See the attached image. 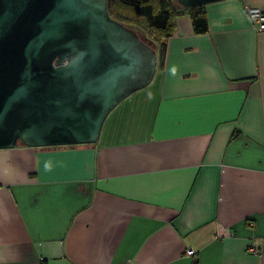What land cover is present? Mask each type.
<instances>
[{
	"label": "crops",
	"instance_id": "obj_1",
	"mask_svg": "<svg viewBox=\"0 0 264 264\" xmlns=\"http://www.w3.org/2000/svg\"><path fill=\"white\" fill-rule=\"evenodd\" d=\"M249 4L264 10L203 4L202 32L177 15L151 81L95 142L0 148V264H264V30Z\"/></svg>",
	"mask_w": 264,
	"mask_h": 264
},
{
	"label": "water",
	"instance_id": "obj_2",
	"mask_svg": "<svg viewBox=\"0 0 264 264\" xmlns=\"http://www.w3.org/2000/svg\"><path fill=\"white\" fill-rule=\"evenodd\" d=\"M156 67L155 48L109 15L108 0H0V148L95 142Z\"/></svg>",
	"mask_w": 264,
	"mask_h": 264
},
{
	"label": "trees",
	"instance_id": "obj_3",
	"mask_svg": "<svg viewBox=\"0 0 264 264\" xmlns=\"http://www.w3.org/2000/svg\"><path fill=\"white\" fill-rule=\"evenodd\" d=\"M108 13L135 30L158 55L163 51L165 38L174 32L177 15L188 13L196 32L207 27L203 4L183 7L176 0H108Z\"/></svg>",
	"mask_w": 264,
	"mask_h": 264
},
{
	"label": "built area",
	"instance_id": "obj_4",
	"mask_svg": "<svg viewBox=\"0 0 264 264\" xmlns=\"http://www.w3.org/2000/svg\"><path fill=\"white\" fill-rule=\"evenodd\" d=\"M245 10L249 18L253 23V27L257 30H264V10L257 5H245ZM249 251L256 253L258 251V247L254 244H251L247 248ZM194 249L187 248L185 253L187 255H192Z\"/></svg>",
	"mask_w": 264,
	"mask_h": 264
}]
</instances>
